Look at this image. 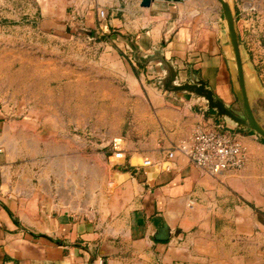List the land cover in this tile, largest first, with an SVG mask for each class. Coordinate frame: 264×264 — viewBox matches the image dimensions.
Segmentation results:
<instances>
[{
  "label": "crops",
  "instance_id": "1",
  "mask_svg": "<svg viewBox=\"0 0 264 264\" xmlns=\"http://www.w3.org/2000/svg\"><path fill=\"white\" fill-rule=\"evenodd\" d=\"M42 1L48 19L76 20L90 29L106 11L108 39L132 54L143 88L124 130L113 137L123 139L125 158L115 168L103 163L93 186L72 196L59 194L52 182L62 179L64 186L75 160L49 156L40 188L32 170L39 162L32 156L37 142L24 143L21 128L4 120L6 110L0 109V264H264L262 139L233 130L248 148L247 165L217 178L180 152L172 172L144 166L147 159L163 161L198 126L230 129L202 99L147 85L164 77L149 62L163 49L178 83L201 78L213 91L223 88L228 96L214 93L227 106L237 101L232 82L230 92L218 82L224 69L231 75L217 0H155L150 8H142L141 0ZM78 161L84 176L85 162ZM164 224L171 238L156 241Z\"/></svg>",
  "mask_w": 264,
  "mask_h": 264
},
{
  "label": "rangeland",
  "instance_id": "2",
  "mask_svg": "<svg viewBox=\"0 0 264 264\" xmlns=\"http://www.w3.org/2000/svg\"><path fill=\"white\" fill-rule=\"evenodd\" d=\"M228 2L236 15L247 74L264 94V0ZM43 5L42 0H0V109L6 110L4 120L21 128L24 143L37 142L32 156L39 162L32 170L40 188L46 185L40 181L49 156L75 160L64 186L62 179L52 182L59 194L72 196L96 182L109 144L124 130L143 85L132 54L102 35L99 22L90 29L76 20H50ZM230 81L224 69L218 82L227 83L230 92ZM148 82L164 92L154 79ZM214 91L228 96L223 88ZM230 108L242 116L237 101ZM260 108L264 100L255 104L256 112ZM225 125L237 130L230 121ZM78 160L85 162L84 176Z\"/></svg>",
  "mask_w": 264,
  "mask_h": 264
},
{
  "label": "water",
  "instance_id": "3",
  "mask_svg": "<svg viewBox=\"0 0 264 264\" xmlns=\"http://www.w3.org/2000/svg\"><path fill=\"white\" fill-rule=\"evenodd\" d=\"M170 3H181L184 0H160ZM155 0H141L142 8H150ZM220 4L227 34L228 42V66L233 84V91L240 106L242 116L235 114L229 106L216 97L214 91L201 78H192L191 82L178 83V71L172 61L168 60L163 49L157 50L150 63H157L159 69L164 72V77L159 81L164 92L168 94H188L202 99L207 103L208 110L214 112L215 120H228L238 130H249L256 136L264 139V108L258 112L255 104L264 100V94L259 91L252 82V76L246 71L245 61L241 50L240 36L237 27L236 15L231 4L227 0H217ZM90 36L92 32L84 30ZM261 103V102H260ZM171 232L168 225L164 224L154 235L156 241H169Z\"/></svg>",
  "mask_w": 264,
  "mask_h": 264
},
{
  "label": "built area",
  "instance_id": "4",
  "mask_svg": "<svg viewBox=\"0 0 264 264\" xmlns=\"http://www.w3.org/2000/svg\"><path fill=\"white\" fill-rule=\"evenodd\" d=\"M99 32L111 35L109 17L106 11H99ZM110 145L107 164L115 168L125 158L124 141L114 138ZM183 154L189 162L205 175L217 178L223 174H234L245 169L248 161V148L238 135L227 128L198 126L192 136L182 140L175 150L168 153L163 161L145 160L144 166L156 167L162 172H172L176 153ZM114 187L112 181L109 185Z\"/></svg>",
  "mask_w": 264,
  "mask_h": 264
},
{
  "label": "trees",
  "instance_id": "5",
  "mask_svg": "<svg viewBox=\"0 0 264 264\" xmlns=\"http://www.w3.org/2000/svg\"><path fill=\"white\" fill-rule=\"evenodd\" d=\"M211 111V110H210ZM213 114H214V112L213 111H211ZM236 131H238V132H244V133H252V132H247V131H245V130H236ZM253 134V133H252Z\"/></svg>",
  "mask_w": 264,
  "mask_h": 264
}]
</instances>
